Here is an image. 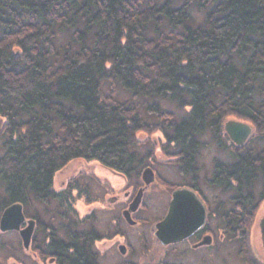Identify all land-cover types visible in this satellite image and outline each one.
<instances>
[{
  "label": "trees",
  "instance_id": "obj_1",
  "mask_svg": "<svg viewBox=\"0 0 264 264\" xmlns=\"http://www.w3.org/2000/svg\"><path fill=\"white\" fill-rule=\"evenodd\" d=\"M227 120L253 128L244 146ZM155 133L167 185L227 194L212 213L246 248L264 200V0H0V215L14 203L62 213L55 175L73 161L136 188ZM211 145L225 158L201 179ZM6 234L8 261L22 249Z\"/></svg>",
  "mask_w": 264,
  "mask_h": 264
},
{
  "label": "flooded vegetation",
  "instance_id": "obj_2",
  "mask_svg": "<svg viewBox=\"0 0 264 264\" xmlns=\"http://www.w3.org/2000/svg\"><path fill=\"white\" fill-rule=\"evenodd\" d=\"M162 153L161 151L160 154L164 157ZM153 155L155 163H150L152 165L145 166L143 170L149 168L153 172L154 182L150 187L157 185L160 194L158 200L168 197V202L164 214L155 220L148 235L147 230L141 229L134 236L127 228L122 229L120 224L127 223L131 227L146 225L142 217L144 209L142 202L149 185L144 190L141 185L134 188L121 174L103 167L107 172L101 177L111 190H118L114 177L123 178L125 184L135 193L142 190L141 203L138 209L130 214L133 223L130 224L125 220L124 213L128 211L136 194L131 197L130 191L123 193L120 198L119 194L107 198L104 190L100 193L92 192L87 185L84 188L76 187L73 181L67 182L58 190L59 193L70 196L62 202V213L55 211L53 204L48 205V210H51L48 214L36 215L35 212L27 216L23 211L25 219L33 223V231L28 250L23 249L18 232H10L18 237L22 249V256L19 260L16 258L14 264H264V200L253 218L247 238L248 247L238 250L232 244L231 235L222 225L218 215L212 213L209 200L204 201L188 185L174 187L167 185L158 173L157 166L168 165V162L160 163L155 151ZM177 189L193 191L199 197L205 208V219L202 226L191 236L164 245L155 237L154 226L164 218L171 194ZM98 194L100 198H95ZM118 202L124 204L120 213L117 210ZM38 209L35 208V211ZM144 212H147V209ZM108 214L109 218L104 223V216ZM228 218L229 215L225 221H228ZM242 218L246 219L248 216L243 215ZM25 226L26 222L20 226V229ZM134 239L136 242L133 243ZM231 254L235 257V261H230Z\"/></svg>",
  "mask_w": 264,
  "mask_h": 264
},
{
  "label": "rangeland",
  "instance_id": "obj_3",
  "mask_svg": "<svg viewBox=\"0 0 264 264\" xmlns=\"http://www.w3.org/2000/svg\"><path fill=\"white\" fill-rule=\"evenodd\" d=\"M200 16H201L200 14L194 15L195 19L198 21L200 19ZM166 108L168 110L172 111L173 113H175L176 115H179V112L175 111L173 107L172 108L166 107ZM141 138H142V140H145V138L147 139L148 137H141ZM148 141L154 145L153 150L155 151V155L157 156V159L159 160V162L162 164L169 162L168 160L170 158H167L165 153H162L164 157H162L160 154V152H161L160 146H161V143H163L162 136L159 133H155L148 138ZM262 146H264V144H259V147H262ZM142 149L145 150L146 148H142ZM213 158L223 159V158H225V156H222V154L217 153L215 147L213 145H211L207 150L202 151L201 160L204 162L203 164L206 166H204L200 170L199 174H200L201 179H204V178L207 179L210 177V175H209V173H210L209 171L211 169L210 168V162ZM92 169L94 171H96L95 174L97 172H100V174H98V175H100V177H97L98 175L96 174L97 175L96 176L94 174V171L92 172ZM157 169L159 172H161V176L163 179L170 182L175 178L174 177L175 170L173 171L172 167L166 166V164H165L161 167L157 166ZM169 170H170V174H169ZM105 172H107V170H105L103 167H101L96 162L86 163L84 161H73V162H70L64 168L63 171H59L58 174L55 175L54 187L58 191L61 188H63V186L66 185L67 182L73 181L74 184L76 185V187H83L84 188L85 185H87L89 190H91L92 192H99L100 193V192H103V190H104L107 198L112 197L113 195L115 196L117 194H119V198H120L123 196V193H126V192L128 193L131 191L129 188V185L125 184V180L123 178H119V177L118 178L114 177L115 182H116L115 184L118 187V190H111L109 185L105 182L104 178L101 177V176H105V174H104ZM109 177H112V176H109ZM138 181H139V185H141L143 190L145 188H147V186H144V183L142 182L141 178H139ZM174 181H176V180H173V182ZM151 184H149L148 188L146 189L147 192L144 194V196H143L144 199L142 202V205L144 206L142 217H143V219H145L144 221H145L146 225H143L141 227H140V225L137 227H133V226L131 227V225H128L127 223L126 224H123V223L120 224V227L122 229L127 228L128 231L130 232V234H133L134 236H136L138 234L139 230H141V229L147 230L148 231L147 235H148L149 229L154 225L155 220L159 216L164 214V211L166 210L168 197H165L162 200H158V197L160 195L158 193L159 192L158 188H157L158 186L153 185L150 187ZM89 193L91 194L90 191H89ZM203 193L206 195V199L209 200L212 210L215 207V204H214L215 201H220V200L225 201L228 198L227 194H221L220 191L217 189L207 191L205 188H203ZM134 194H137V192L135 193L132 190L131 191V197L132 196L134 197ZM97 197L100 198V195L98 194L95 198H97ZM154 197H155V200H154ZM81 203H82V201H81ZM123 207H124V204L122 202H118L117 210L119 211V213L121 212ZM34 208H40V206H35ZM146 209H147V212H144V210H146ZM80 210H81V208H80ZM50 211L51 210H49V212ZM108 216H109V214L107 216H104V220H103L104 223L107 221V218H109ZM16 238H18V237L15 234H6L3 236V240L8 241V242L11 241V243H14L16 241ZM134 242H136L135 239L133 240V243ZM21 256H22V253L18 254V252H17L16 258L18 260ZM234 258L235 257L231 254L230 261H233V260L235 261ZM15 260L16 259L10 258L7 261L4 258L0 257V264H14Z\"/></svg>",
  "mask_w": 264,
  "mask_h": 264
},
{
  "label": "water",
  "instance_id": "obj_4",
  "mask_svg": "<svg viewBox=\"0 0 264 264\" xmlns=\"http://www.w3.org/2000/svg\"><path fill=\"white\" fill-rule=\"evenodd\" d=\"M223 131L229 141L238 147L245 145L253 134V128L250 125L235 120L225 121ZM141 180L144 186H148L154 181L153 172L149 168L143 170ZM142 193V190L137 192L128 211L124 213L125 220L130 224L133 223L130 214L138 209ZM204 219L205 208L193 191L187 189L174 190L164 218L154 226L155 237L164 245L179 242L198 230ZM24 222H26L25 228L20 229ZM32 231L33 223L25 219L21 204H11L1 213L0 233L18 232L24 250L29 249Z\"/></svg>",
  "mask_w": 264,
  "mask_h": 264
}]
</instances>
